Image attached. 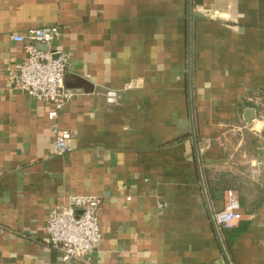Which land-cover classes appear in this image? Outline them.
Here are the masks:
<instances>
[{"label":"crops","instance_id":"obj_1","mask_svg":"<svg viewBox=\"0 0 264 264\" xmlns=\"http://www.w3.org/2000/svg\"><path fill=\"white\" fill-rule=\"evenodd\" d=\"M51 25L77 92L64 155L8 78L12 34ZM69 194L101 199L102 238L68 264H264V0H0V264H67L46 224Z\"/></svg>","mask_w":264,"mask_h":264},{"label":"built area","instance_id":"obj_2","mask_svg":"<svg viewBox=\"0 0 264 264\" xmlns=\"http://www.w3.org/2000/svg\"><path fill=\"white\" fill-rule=\"evenodd\" d=\"M59 35L57 25L13 33L15 41L25 44L26 55L8 67V78L36 101L49 104L48 118L55 131L53 150L57 155H64L72 150L76 130L61 127L59 116L77 92L64 85L69 62L67 54L54 45ZM38 44L48 45V49L43 50ZM255 172L253 170V174ZM100 206L98 196L69 194L50 209L46 224L47 241L59 251L63 263L81 259L98 247L102 238ZM241 208L238 193L228 188L224 192L223 207L212 211V219L221 228H231L241 219Z\"/></svg>","mask_w":264,"mask_h":264},{"label":"water","instance_id":"obj_3","mask_svg":"<svg viewBox=\"0 0 264 264\" xmlns=\"http://www.w3.org/2000/svg\"><path fill=\"white\" fill-rule=\"evenodd\" d=\"M39 48H41V49H43V50H47L48 49V45H45V44H40L39 45ZM69 77H67V75H65V80H64V85H65V87H69L68 85H67V79H68ZM80 87H84L83 85H80Z\"/></svg>","mask_w":264,"mask_h":264}]
</instances>
